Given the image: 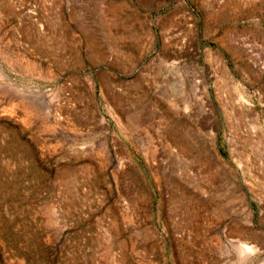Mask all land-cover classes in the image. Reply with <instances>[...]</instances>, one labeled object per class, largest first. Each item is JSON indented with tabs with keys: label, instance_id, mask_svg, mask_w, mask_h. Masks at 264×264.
<instances>
[{
	"label": "rangeland",
	"instance_id": "1",
	"mask_svg": "<svg viewBox=\"0 0 264 264\" xmlns=\"http://www.w3.org/2000/svg\"><path fill=\"white\" fill-rule=\"evenodd\" d=\"M0 264H264V0H0Z\"/></svg>",
	"mask_w": 264,
	"mask_h": 264
},
{
	"label": "bare ground",
	"instance_id": "2",
	"mask_svg": "<svg viewBox=\"0 0 264 264\" xmlns=\"http://www.w3.org/2000/svg\"><path fill=\"white\" fill-rule=\"evenodd\" d=\"M244 241H243V246H242V248L244 249V248H246L248 245H247V243L249 242V241H245V239H243ZM245 245V246H244ZM248 248V247H247Z\"/></svg>",
	"mask_w": 264,
	"mask_h": 264
}]
</instances>
